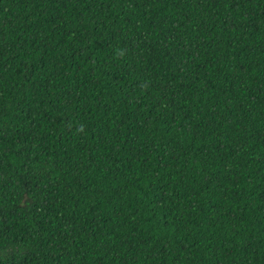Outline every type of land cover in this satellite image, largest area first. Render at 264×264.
I'll return each instance as SVG.
<instances>
[{
  "label": "trees",
  "instance_id": "trees-1",
  "mask_svg": "<svg viewBox=\"0 0 264 264\" xmlns=\"http://www.w3.org/2000/svg\"><path fill=\"white\" fill-rule=\"evenodd\" d=\"M0 264H264V0H0Z\"/></svg>",
  "mask_w": 264,
  "mask_h": 264
}]
</instances>
